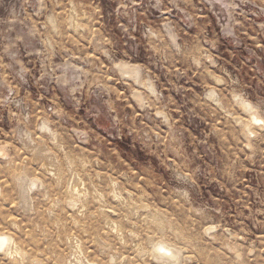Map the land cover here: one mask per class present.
<instances>
[{
    "label": "clouds",
    "instance_id": "obj_1",
    "mask_svg": "<svg viewBox=\"0 0 264 264\" xmlns=\"http://www.w3.org/2000/svg\"><path fill=\"white\" fill-rule=\"evenodd\" d=\"M0 264H264V0H0Z\"/></svg>",
    "mask_w": 264,
    "mask_h": 264
}]
</instances>
